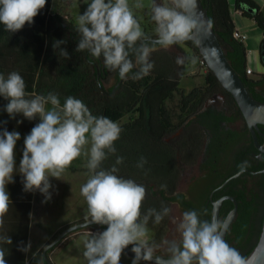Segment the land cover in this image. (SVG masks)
Instances as JSON below:
<instances>
[{
    "label": "clouds",
    "instance_id": "1",
    "mask_svg": "<svg viewBox=\"0 0 264 264\" xmlns=\"http://www.w3.org/2000/svg\"><path fill=\"white\" fill-rule=\"evenodd\" d=\"M45 4L46 0H0V25L7 32L15 33L26 23L31 25ZM142 7L139 2L130 7L129 0H90L76 21L80 34L76 51L87 50L93 58L102 57L104 67L118 72L121 80L129 78V74L132 79H140L154 67L149 57L156 45L168 48L184 43L198 27L193 19L196 0H168L167 4L152 0L151 20L155 23L156 40L150 45L143 42L147 37L133 12V8ZM63 43L57 41L53 48L59 49V55L67 59V51L60 47ZM130 56L135 57V62ZM183 62L182 57L176 60L177 64ZM191 63H196L195 57ZM25 88L18 72L9 73L7 78L0 74V97L8 100L4 111L9 118L22 114L29 121L36 117L40 120L24 138L18 168L15 147L20 133L6 129L0 132V229L4 227L11 203L6 185L13 183L15 173L23 177L25 192L39 191L46 203L51 199L49 177L59 179L72 161L85 155L89 178L80 193L87 205L86 226L107 225L103 232H89L83 241L87 264H120L121 255L129 245L133 246L132 264L141 261L145 264H243L238 251L223 239L226 225L219 220H201L195 210L182 213L176 225L179 240L163 241L167 258L156 255L161 245L149 242L147 224L150 218L160 224L171 209H148L141 218L146 189L132 179L117 175L119 169L115 165L122 164L124 158L117 156L110 169L101 167L109 154L116 153L114 142L120 138L121 126L106 116L93 115L75 97H66L61 106L57 94H29ZM47 105L51 108H46ZM87 145L90 147L85 150ZM146 163L142 156L137 167L142 169ZM11 244L9 235H0V245ZM20 250L26 252L28 247ZM0 264H6L3 247H0Z\"/></svg>",
    "mask_w": 264,
    "mask_h": 264
},
{
    "label": "trees",
    "instance_id": "2",
    "mask_svg": "<svg viewBox=\"0 0 264 264\" xmlns=\"http://www.w3.org/2000/svg\"><path fill=\"white\" fill-rule=\"evenodd\" d=\"M54 1L46 0L44 8L33 18V23L31 25L26 23L15 33L7 32L4 26L0 25V46L32 50L30 55L23 52V56L33 57L30 58V65L25 67L24 72L31 73L33 78L37 76L38 93L57 94L61 106L66 97L72 96L83 101L93 115L106 116L117 123H121L125 116L129 115V121L120 125L122 128L120 138L114 142L116 153L109 154L101 167L105 170L110 169L115 165L117 156L124 158L122 164L115 165L119 169L117 175L132 179L144 185L146 189V196L140 209L141 218L148 209L160 211L176 200L183 203L182 195L180 193L174 195V192L180 179L178 161L181 143L185 141L183 136H180L177 145L173 147L164 140L170 133L181 129L184 131L186 120L195 113L201 103L193 98L194 92L184 95L180 83L184 74L183 64L176 66V60L172 56L165 52L153 51L149 61L154 67L147 75L140 79H132L129 74V78L124 79L116 88L115 85L109 87L107 84L111 80L114 79L116 83L120 81L118 72L107 70L102 57L93 58L87 50L76 51L80 39L77 26L57 12ZM201 2L207 9L210 23L227 61L231 68L245 79L247 51L243 42L233 35L235 25L228 0ZM233 8L243 19L253 21L260 29L258 59L264 66V14L255 0H234ZM248 10H252L253 13ZM145 36L150 37L148 34ZM57 41H65L60 47L67 51V59L59 55V49L53 48ZM188 42L192 45L194 55L200 58L195 43ZM130 58L135 62L134 56ZM191 59L192 57L187 58L188 61ZM204 81L212 88L220 84L209 69L204 75ZM251 84L259 88L255 92L262 97L255 99L263 101L262 82L251 80ZM174 96H178L177 102L169 105L168 101H172ZM142 156L147 163L141 169L137 164ZM162 185L166 188H162ZM149 222H154V218H150ZM97 227L104 229L101 225H92L87 229L95 231ZM159 231L163 232V228ZM65 238L47 251L49 258L50 252ZM156 240L158 238H155V242ZM40 263H44L42 249L31 260V264Z\"/></svg>",
    "mask_w": 264,
    "mask_h": 264
},
{
    "label": "flooded vegetation",
    "instance_id": "3",
    "mask_svg": "<svg viewBox=\"0 0 264 264\" xmlns=\"http://www.w3.org/2000/svg\"><path fill=\"white\" fill-rule=\"evenodd\" d=\"M150 38L156 36L145 40L152 45L154 42ZM188 41L172 45L185 57L182 63L184 70L188 69L187 58L195 56ZM159 48L156 45L155 51ZM261 67L260 72L255 71L243 79L247 91L256 99L262 97L255 92L259 88L254 87L251 80L262 82L264 89V66ZM185 78L183 74L180 83ZM123 81L116 83L113 79L109 87L115 85L116 88ZM190 92H194L195 100L201 101L198 109L186 120L184 131H175L164 138L173 147L180 136L185 141L181 143L178 161L180 176L185 178V182L182 189L178 184L174 192V195H182L183 203L173 201L168 206L170 214L160 224H147L152 233L149 238L152 243L161 245L156 255L167 257L163 241L172 236L179 240L176 225L184 211L195 210L201 220L225 223L236 202V214L224 240L238 251L243 261L258 244L264 224V155L260 150L264 146V125L258 123L251 129L231 94L220 84L212 88L203 79L202 84L194 85ZM128 121L129 115H126L125 123ZM218 200L222 202L215 212L213 202ZM160 228L163 232L159 231ZM155 238H158L156 242Z\"/></svg>",
    "mask_w": 264,
    "mask_h": 264
},
{
    "label": "crops",
    "instance_id": "4",
    "mask_svg": "<svg viewBox=\"0 0 264 264\" xmlns=\"http://www.w3.org/2000/svg\"><path fill=\"white\" fill-rule=\"evenodd\" d=\"M255 1L264 14V0ZM233 3L234 0H228L235 28L240 33L247 35L243 44L248 49L247 66L251 67V63L256 62L258 47L257 42L249 41L248 33L260 37L261 32H258L257 25L253 21L243 19L240 13L234 10ZM23 52L30 55L33 51L23 47L0 46V74L7 78L9 73L16 71L23 77L27 93L42 95V92H37V76L33 78L31 73L24 72L25 67L30 65V58L33 57L23 56ZM7 103L8 100L0 97V132L6 129L9 132L17 131L20 133V139L15 147V160L18 168L22 158L24 138L40 120L39 117H36L29 121L22 114H17L14 119L9 118L4 111ZM46 108H51V105H47ZM87 160V156L81 155L72 161L59 179L49 177V182L52 185L49 189L51 199L46 203L43 202L44 196L39 191L25 192L23 177L18 172L14 174L13 183L6 185L11 203L8 213L4 217V227L0 229V235L6 234L12 239L11 245H0L5 249L6 264H28L37 252L43 249L54 236L56 237L59 230L85 219L87 205L80 189L89 178L86 167ZM46 226L49 232L44 233L43 229ZM103 231H105L103 228L97 227L95 231L86 229L81 232H74L66 236L67 238L52 250L50 258H48L52 264H87L83 256V242L80 241V238L81 236H88L89 232L95 234ZM149 242L152 243L150 238ZM24 247H28L26 252L20 250ZM133 258L123 252L120 264H132ZM140 264H145V262L141 261Z\"/></svg>",
    "mask_w": 264,
    "mask_h": 264
},
{
    "label": "water",
    "instance_id": "5",
    "mask_svg": "<svg viewBox=\"0 0 264 264\" xmlns=\"http://www.w3.org/2000/svg\"><path fill=\"white\" fill-rule=\"evenodd\" d=\"M156 2L162 3L161 0H156ZM248 11L253 13L252 10ZM193 19L196 21L198 27L193 31L189 41L195 43L198 53L200 57L204 59L207 68L213 72L220 85L231 94L249 127L253 129V126H256L258 123L264 125V102L256 100L249 94L244 85L243 79L231 68L210 23L207 9L203 6L201 0H196V9L193 14ZM149 40L154 42L156 38H150ZM120 81L122 80L120 79ZM260 150L264 155V146L260 147ZM221 202L222 200L213 202L215 212L219 208ZM236 206L237 204L235 202L234 210L229 214L224 223L226 225V229L223 233V239H225L227 229L235 217ZM101 226H103L106 230L107 225ZM88 227L86 226L85 220L65 227L61 230L56 237L43 247L42 256L44 258V262L46 264H52L47 256V251L50 248L75 231L86 230ZM131 248L132 247L128 246L124 252L134 257V254L131 252ZM242 262L243 264H264V224L258 244Z\"/></svg>",
    "mask_w": 264,
    "mask_h": 264
},
{
    "label": "rangeland",
    "instance_id": "6",
    "mask_svg": "<svg viewBox=\"0 0 264 264\" xmlns=\"http://www.w3.org/2000/svg\"><path fill=\"white\" fill-rule=\"evenodd\" d=\"M137 2L142 3L143 7L140 9L133 8L135 18L139 21L140 26L145 34L155 37L156 36L155 23L151 20L152 0H129L130 7H132ZM88 3H90V0H55L54 7L57 8V12L62 14L67 21H70L74 25L77 26V23H76L77 18L79 15H82L86 11L88 7ZM163 3L167 4V0H163ZM247 21H251V20H247ZM256 29L258 30V32H261L258 26H256ZM248 36H249V41L257 42V47L259 48V44L261 41V34H260V37H258V36H254L253 33H248ZM159 51L167 53L168 55L175 58V60H177L178 57L185 58L181 50H179L178 48L174 46H170L168 48L160 47ZM246 51H248V49H246ZM194 57L196 58V63L193 65L190 60L188 63V69L184 70V74L186 78L183 83L181 82V86H183L184 88V93H188L189 90L194 85L202 84L203 79H204L205 69L199 65V57L197 56H194ZM256 58H257L256 62L251 63V67L254 70V72L255 71L260 72L262 70V67L258 59V51L256 52ZM180 65L181 64L176 63V66H180ZM109 85H110V82H108L107 86ZM177 100H178V96H175L172 101H168V104L173 105L177 102ZM124 122H125V118L122 121V123ZM89 147L90 145H87L85 146V149L87 150ZM179 178H180L179 179L180 183L178 182L179 188L182 189L184 182H185V178L182 176H180ZM148 229H149L148 236L150 237V235L152 236V233L149 227ZM43 231L44 233L49 232V229L47 228V226L43 229ZM86 238H88V236H81L80 241L83 242ZM176 238H177L176 236H172L170 237L169 240H176ZM163 247L165 246L163 245Z\"/></svg>",
    "mask_w": 264,
    "mask_h": 264
},
{
    "label": "built area",
    "instance_id": "7",
    "mask_svg": "<svg viewBox=\"0 0 264 264\" xmlns=\"http://www.w3.org/2000/svg\"><path fill=\"white\" fill-rule=\"evenodd\" d=\"M234 37L237 38L238 40H240L241 42H244L246 39H247V35L246 34H243V33H240L239 30H237L235 28L234 30V33H233ZM199 65L205 69L204 71V75L206 74L208 68H207V65L204 61L203 58H199ZM254 74V70L251 68V67H246V76L250 77Z\"/></svg>",
    "mask_w": 264,
    "mask_h": 264
}]
</instances>
